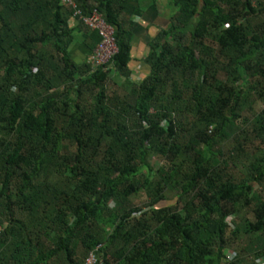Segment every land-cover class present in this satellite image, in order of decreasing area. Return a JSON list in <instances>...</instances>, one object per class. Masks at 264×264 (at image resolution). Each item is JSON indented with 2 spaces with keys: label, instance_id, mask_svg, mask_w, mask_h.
<instances>
[{
  "label": "trees",
  "instance_id": "16d2710c",
  "mask_svg": "<svg viewBox=\"0 0 264 264\" xmlns=\"http://www.w3.org/2000/svg\"><path fill=\"white\" fill-rule=\"evenodd\" d=\"M73 2L0 0V264L264 263V0Z\"/></svg>",
  "mask_w": 264,
  "mask_h": 264
},
{
  "label": "crops",
  "instance_id": "0c3cea01",
  "mask_svg": "<svg viewBox=\"0 0 264 264\" xmlns=\"http://www.w3.org/2000/svg\"><path fill=\"white\" fill-rule=\"evenodd\" d=\"M161 19L155 10H149L144 17L139 19V25L134 31L131 42V68L134 80H143L149 72V67L145 64L144 59L149 52L148 44L150 40L157 34L158 28L161 27ZM90 52L84 45H78L72 49L73 55H79L80 57L78 63L86 61L91 55ZM140 74L141 77L139 78Z\"/></svg>",
  "mask_w": 264,
  "mask_h": 264
},
{
  "label": "built area",
  "instance_id": "2783aa9c",
  "mask_svg": "<svg viewBox=\"0 0 264 264\" xmlns=\"http://www.w3.org/2000/svg\"><path fill=\"white\" fill-rule=\"evenodd\" d=\"M62 3L64 5L76 7L73 0H62ZM75 17H78L91 31L97 32L101 39L88 58V62L94 68L108 65L111 59L118 53L114 29L108 25L103 16L97 12H93L88 16H83L80 11H76ZM86 264H94V259L90 258Z\"/></svg>",
  "mask_w": 264,
  "mask_h": 264
},
{
  "label": "rangeland",
  "instance_id": "374dc122",
  "mask_svg": "<svg viewBox=\"0 0 264 264\" xmlns=\"http://www.w3.org/2000/svg\"><path fill=\"white\" fill-rule=\"evenodd\" d=\"M161 1V4L159 5V7H158V10L160 11V13H162V14H165V8H164V3L166 2V0H160ZM166 25H168V23H167V21L165 20V18L163 19H161V26H166ZM73 59H74V61L75 62H78L79 61V59H80V57H79V55H73ZM141 77V74L139 75V78ZM220 77H222L221 75H220ZM136 81H140V80H136ZM117 88V86H116V83H115V80H110L108 83H107V85H106V89H107V91L109 92V93H111L113 90H115ZM260 108H258V110H259ZM227 146L228 147H230V145L229 144H227ZM150 163H151V165L152 166H154V167H158V165H159V160L157 159V158H152L151 159V161H150ZM170 197H172L171 195H170ZM170 201L168 202V203H166V204H162V206H164V205H167V204H169V203H171V202H175V200L173 199V198H170L169 199ZM81 251V250H80ZM79 251V255L81 256V252ZM89 260V259H88ZM87 260V261H88Z\"/></svg>",
  "mask_w": 264,
  "mask_h": 264
}]
</instances>
